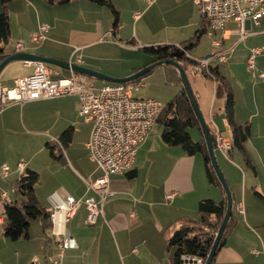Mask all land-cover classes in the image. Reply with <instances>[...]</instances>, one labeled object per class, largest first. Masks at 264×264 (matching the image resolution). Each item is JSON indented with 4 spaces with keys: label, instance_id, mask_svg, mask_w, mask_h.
Here are the masks:
<instances>
[{
    "label": "crops",
    "instance_id": "0c3cea01",
    "mask_svg": "<svg viewBox=\"0 0 264 264\" xmlns=\"http://www.w3.org/2000/svg\"><path fill=\"white\" fill-rule=\"evenodd\" d=\"M111 1L115 8L121 7L118 6L121 0ZM184 1L158 0L150 7L142 0L137 2L136 5L133 4L134 9L138 4L141 7V10H135L136 12L133 14V21L137 22V27L133 33L134 37L131 36L132 38H129V40H124L121 38L124 25L121 14L119 15L117 27L113 26L112 30H105L103 29L104 23L102 20H93L87 17L89 14L93 15L96 10L99 12L101 9L98 8L104 7L91 0H68V2L62 4L58 2L51 3L50 0H9L8 12L11 37L8 44L1 45L4 50L2 58L12 52L17 53L16 45L18 43L23 44V50L20 52L67 62L71 60L75 50L80 48L84 59L80 66L107 73L113 78H126L137 73L135 72L136 69H143L149 63L133 69L101 66L99 63L103 62V60H100L103 58L101 56L94 57L92 50L100 45H109L121 53L123 50L133 52V49L136 48L144 49L157 46L155 44L158 40H155L154 37H157L158 33L154 37L150 36L153 32L148 20L152 16H158V11L162 12L160 8L167 10L172 7L171 4H174L173 7L180 10H183L182 7L186 6L182 13L186 19L179 24L172 23L168 26L170 28L167 31H182L185 38L180 36L179 39L171 40V36H168L162 39V42H165L161 45H173L169 44L168 41L177 43L181 39H184L185 42L189 39L192 40L193 36L190 35L194 30L197 33L202 28H206L208 32L209 25H206V21L194 0ZM2 3L3 0H0V14L3 8ZM141 3L145 5V8ZM182 3L184 4L180 6L179 4ZM137 13H142L141 18L138 20L135 19ZM145 13L147 16L153 15L147 20L141 21ZM140 22H143L140 26L141 33L147 29L144 34L139 33L138 25ZM39 24L49 26L46 34L47 39L34 43L31 37L34 33H37ZM162 28L164 29V24ZM237 28L236 23L230 22L225 29L216 31L212 35H208L206 32L203 36L210 41L211 55L219 51H227V61L224 64H230L228 72H222L221 65H213L217 59H213L210 66L212 68L219 67L221 74L226 77L232 86L235 98L236 123L238 125L246 123L251 125V137L246 143L250 163L244 160L243 155L238 150L231 149V159L238 151L240 154H238V158L243 159L248 167V171L243 173L240 180L237 173L230 166L231 160L222 157V170L228 183H230L232 195L237 202V220L224 247L217 251L214 264H247L248 261H251V258L258 261L257 263L252 262L253 264H264V208L260 207V210L254 213V216L248 214L245 217V225L241 226V214L238 210L239 205L244 206L248 179L256 183V187L261 190V196L264 200V80L258 76L253 77L247 66L251 49L264 47V16L259 19L258 23L247 21L248 36L245 40H240V36L236 32ZM15 32L17 40L13 48L9 49ZM106 34H108L107 37H105ZM111 38H113L112 42L105 43L107 39ZM216 41L220 42V46L215 44ZM241 44H246L247 47L239 50ZM60 46L64 48H60ZM210 49L209 51H211ZM192 51L194 52V48L189 52L192 58H204V52L196 50L195 54ZM216 62L220 63L218 60ZM235 63L241 65V68ZM12 66L15 72L21 71V69L25 71L15 73L7 69V72H10L8 74L4 69L0 75V84L6 87L9 86L2 79L3 73L6 74L5 79L14 76L16 77L13 79L15 81L18 78L31 75L34 69L33 66H27L24 62H17ZM15 66H20L21 69L16 70ZM50 67L58 73L55 78H60L61 68ZM257 67L260 72H264V51L257 56ZM69 73V76H71L72 71H69ZM249 73L255 82L252 93H239L235 86L244 83L245 76ZM197 76H191V78L195 79ZM191 78L193 91L207 123L213 128L214 133L215 128H218L224 135L222 126L226 124L224 121L226 95L221 93L223 90L213 80L202 76L201 83L197 84ZM89 79L95 85L94 80L96 79L92 77H89ZM102 81L108 82L106 80ZM135 86L140 87V84ZM245 88H247V83H245ZM66 98L52 101L39 100L27 102L23 105L13 103L0 111V193L5 191L9 194L8 199L0 201V264H52L59 250L56 240L50 237V226L44 230L40 219H38L39 223L35 222L32 226L30 225L28 238L12 241L4 234L6 204L16 201L20 196L13 192L14 183L23 175L17 169L18 163L23 161L26 164L25 172L27 169L39 172L34 167L35 157L30 158L29 162H25L19 151L23 145L27 144H23V136L33 137L44 143L47 141L46 148L50 151V158L54 160L52 164L56 168V174L59 176V174L66 173L57 182L58 185L51 189L49 201L54 193H58L61 197L72 196L81 202L77 214L68 226L70 236L76 240L78 248L68 249L64 252L63 264H172L176 250L169 247L170 237L181 225L200 226L198 224L200 201L205 199L221 201L223 199L221 188L210 184L207 179L203 156L201 154L189 156L181 147L168 146L172 148L167 155L169 168L165 167L163 172L155 169L151 165L154 151L150 148V136L154 128L158 126L156 123L145 141L139 146L132 169L121 175L111 176L110 188L113 195L107 199L103 215L96 217L95 223L90 224L88 222L86 201L89 199L98 200V197L88 189L85 181H95L102 175V172L90 160L86 148L93 125L85 121L83 124L76 125V119L80 116L78 96L72 95ZM242 100L245 102L246 107L243 113L241 112ZM248 111L249 115L247 114ZM222 113H224V119H222ZM79 119L81 118L79 117ZM69 129H72L71 137L64 134ZM226 138L227 141L232 143L231 137ZM49 143L55 149L54 152L48 146ZM42 152L44 151L42 150ZM215 152L216 154L220 153L219 151ZM218 163L220 162L218 161ZM4 166L10 170L9 175L6 177L2 175L1 171ZM58 169L61 171H58ZM132 170H135L136 176L130 178L128 173ZM238 182H240V185L243 183V187L245 185V191L243 188L244 200H241L237 194ZM171 192H175L176 196L172 201H168L166 196ZM52 207L51 203L50 210L46 209L51 211ZM248 222H251V224H247ZM252 225L256 229L253 231L254 235L258 237L263 246V249H259L260 253L253 249L236 248L238 246L235 244L236 241L244 240L247 233L252 234L250 229H246L247 227L251 228ZM230 238L232 239L229 243ZM110 253H113V257ZM256 255L258 256L257 259L253 257Z\"/></svg>",
    "mask_w": 264,
    "mask_h": 264
},
{
    "label": "built area",
    "instance_id": "2783aa9c",
    "mask_svg": "<svg viewBox=\"0 0 264 264\" xmlns=\"http://www.w3.org/2000/svg\"><path fill=\"white\" fill-rule=\"evenodd\" d=\"M149 7L158 0H142ZM204 18L208 21V35L225 29L226 25L234 22L238 25L236 32L240 40L247 38L246 23H258L264 16V0H194ZM142 13H137L138 20ZM49 30L47 24H39L37 33L31 37L34 43L47 39ZM215 44L220 46V42ZM18 52L23 50V44L16 45ZM81 49L77 48L69 61L70 64L81 65L83 56ZM264 51L263 48L252 49L247 59V66L253 77L264 80V72L257 67V56ZM188 58L196 63L192 72L204 76L209 71L210 62L217 59L221 64L227 61V51H219L213 55L196 60L189 53ZM25 65L33 66V73L18 78L13 87L0 84V111L8 105L17 103L23 105L45 99H53L66 95H77L80 103V116L83 121L92 123L93 128L89 141L86 143L89 158L94 162L102 175L95 181H85L89 190L97 197L86 201L88 222L95 223L96 217L103 215L107 199L113 195L110 188L111 176L121 175L135 164L137 150L145 141L147 135L156 126L157 119L163 105L154 99H137L134 91L139 86L126 83H111L99 88L90 81L89 77L76 74L55 78L58 73L48 64L42 62L25 61ZM214 81V80H213ZM59 145L61 143L57 141ZM215 151H219L226 159L231 160V147L222 132L215 128ZM20 173H24L26 164L22 161L17 165ZM2 175L8 176L10 170L4 166ZM15 191V188L13 189ZM175 192L168 193L166 199L172 201ZM9 198L8 192L0 193V201ZM53 205L50 211V237L56 240L58 252L52 264H62L64 252L68 249L78 248L76 240L70 236L69 223L77 214L81 202L72 196L61 197L54 193L50 197ZM240 214H244L243 205L238 206ZM182 264H206L200 255L185 253L181 255Z\"/></svg>",
    "mask_w": 264,
    "mask_h": 264
},
{
    "label": "trees",
    "instance_id": "16d2710c",
    "mask_svg": "<svg viewBox=\"0 0 264 264\" xmlns=\"http://www.w3.org/2000/svg\"><path fill=\"white\" fill-rule=\"evenodd\" d=\"M91 1L102 6H107L112 10L115 15L116 21L114 23V27L116 28L118 25L119 13L115 9L114 5L107 0ZM8 2L9 0H3V8L0 14V55H2L4 52L1 45L8 44L11 37ZM50 2H58L62 4L64 2H68V0H50ZM204 19L207 25L208 21L206 18ZM206 32L207 29L202 28L201 30L197 31L195 37L192 40L186 41L179 46L159 45L144 48V50L153 57V61L144 68L159 61L173 60L179 63L185 69L189 80L191 76H197V74L192 72V67L196 62L188 58L186 53H189L200 43ZM15 53L16 52H12L3 58L1 62ZM164 67L166 70L167 81L171 84L180 85L181 91L173 100L163 106L157 119V125L160 129H162L161 138L167 146L181 147L189 156L201 154L204 158L205 170L209 183L219 186L223 192V199L221 201L205 199L199 202V227L190 224L181 225L174 235L170 237L169 247L176 250L175 256L172 259V264H182L181 255L185 253L200 255L206 262L208 255L211 252L214 239L218 234L227 212V196L212 166L202 127L195 114L189 96L183 86L180 74L178 70L171 65H164ZM141 70L142 69H136L135 72ZM204 77L209 80H214L226 95L227 98L224 111L225 118L231 132L233 148L238 150L243 155L244 160L247 163H250V157L246 149V143L251 137V125L249 123L243 125H238L236 123L235 98L231 84L227 81L226 77L221 74L219 67H210L209 71L204 73ZM140 79L141 78H138L126 84L138 85L140 84ZM209 127L214 143L215 133L210 124ZM192 129H197L201 135L200 140L197 142L192 139L190 134V130ZM64 134L65 136L67 135L71 137L72 129H69ZM48 146L54 152L55 149L52 147L51 143H49ZM128 176L130 178L136 176L135 170L130 171ZM39 182L40 173L27 169L22 177L14 183L16 194H19L20 196L16 201L6 204L4 211L6 220L4 234L8 239L17 241L21 238H28L30 220L33 219H40L44 230L50 226V211H48L40 203L35 192V187ZM258 195L263 199L261 194ZM236 210L237 202L233 196L232 215L218 250L224 247L228 236L235 227L237 220ZM209 238H212V241H208ZM214 262L215 260L212 264H214Z\"/></svg>",
    "mask_w": 264,
    "mask_h": 264
},
{
    "label": "rangeland",
    "instance_id": "374dc122",
    "mask_svg": "<svg viewBox=\"0 0 264 264\" xmlns=\"http://www.w3.org/2000/svg\"><path fill=\"white\" fill-rule=\"evenodd\" d=\"M107 1H111V0H107ZM192 0H185L184 2H189ZM112 2V1H111ZM137 2H141V0H121L118 4V6L121 7H116L115 9H117L119 15L121 14V18H122V23L123 28H122V33H121V38H123L124 40H129V38H132L131 36H133V33L135 32L136 29V24L133 21V14L134 12H136L135 10H141L140 6H136V9H134L132 6L133 4H137ZM179 3V2H177ZM113 4V3H112ZM142 4V3H141ZM179 4L180 6L183 5ZM172 7H169L167 10L166 9H161V11H158V16L154 17L151 15L154 14V10H153V14H150L149 16H147V14H144L143 20L141 21H145L147 20L149 17H151L149 21V25L151 28V31L153 33L150 34V36H155V34L158 33L157 37H154L155 40H158L157 43L155 45L159 46L161 44H164L162 39L163 38H167L168 36H171L170 38L173 39H179L180 36H183L182 38H185L184 32L180 31H167L169 28L168 26H170L172 23L174 24H179L185 21L186 17L184 16L183 10L185 9V7L183 10L178 9L177 7H173L175 6L174 4H171ZM116 6V5H115ZM143 8H145V5L142 4ZM101 9L99 10V12L96 10L93 15H87L88 18L93 19V20H102L104 23V27L103 29L105 30H112L114 23H115V15L112 12V10L107 7L104 6L102 8H98ZM101 11V12H100ZM155 11V12H156ZM164 15H163V14ZM143 22H140V24L138 25V30L140 34H144L145 32H147L145 30V32L141 33L140 31V26ZM164 24V29L162 28ZM88 30V29H87ZM16 32L14 33V35L12 36V43L9 45V49H12L15 42H16V37H15ZM196 35V30L193 31V33L190 36H193L192 38H194ZM108 34L105 35V37H107ZM134 37V36H133ZM113 38L111 39H107V41H105V43L107 42H112ZM122 40V39H121ZM190 40V39H189ZM188 40V41H189ZM153 42V41H152ZM183 42H185L184 39H181V41H178L177 43H175L174 41H168L169 44H173L176 46H179L180 44H182ZM209 39L206 40L205 37H202L201 42L198 44V46H196L194 48V52L192 51V53L196 54V50L200 51V52H204L203 57L206 58V56L211 55L212 49L209 48ZM126 43V42H125ZM5 47V46H4ZM133 47V46H132ZM240 47V48H239ZM239 50L247 47L246 44H241L239 46ZM60 48H64L63 46H60ZM126 48V47H125ZM131 48V47H130ZM252 48V47H251ZM209 49L211 51H209ZM133 52H129V51H121V53H119V50L116 51L113 48H111V46L109 45H100L96 48H94L92 50V55L95 56H101L103 59V62L101 61V63H99L101 66H107V67H111L112 68H120L122 69V67L125 68H130L133 69L135 67H142L145 66L147 63H150L153 61V57L148 54L143 48H136L133 49ZM252 50V49H251ZM214 51V50H213ZM82 54V53H81ZM3 56L0 55V60H2ZM65 59V57H63ZM196 60H199L198 58L193 57ZM202 59V58H200ZM84 60V59H83ZM86 60V58H85ZM123 61V63H121ZM217 61V60H216ZM214 62L213 65H221L220 69L222 70V72L226 73L228 72L229 69V65L226 64H221V63H217ZM1 62V61H0ZM84 62V61H83ZM2 63V62H1ZM17 62L10 64L7 68H5L6 72L7 69H10L12 72H15L14 68L12 65H15ZM22 63V62H19ZM121 64V65H120ZM236 64V63H235ZM240 64V63H239ZM237 65V64H236ZM238 67L241 68V65H237ZM55 68V67H54ZM16 70H20L21 67L20 66H15ZM58 69V68H57ZM25 71L24 69H21V71L18 72H22ZM61 71V76L62 77H67L70 75L69 71H65L63 69H60ZM15 72V73H18ZM100 72V71H98ZM8 74H10V72H7ZM104 75H108L107 73L104 72H100ZM31 74V73H28ZM6 74H2V79L6 81L7 86L12 87L13 86V79H15L16 77L11 76L5 79ZM111 76V75H108ZM246 77V80L244 81V83L242 84H238L237 86H235V88L239 91V93H252V88L254 86V79L252 78V75L249 73ZM59 78V77H58ZM191 78V77H190ZM201 79H202V75H198L195 79L191 78V80L194 82L201 83ZM9 80H13V81H9ZM140 87L137 88L134 91V96L137 99H154L156 101H159L163 106H165L166 104H168L171 100H173L176 95L181 91V87L178 84H171L167 81V77H166V70L164 66H159L157 68H155L153 71L147 73V75L141 77L140 79ZM95 82V86L96 88H99L103 85L106 84H111L102 80H94ZM245 83H247V88H245ZM196 88V87H195ZM224 93V92H221ZM68 96H72V95H66V96H62V97H58V98H53V99H45L46 101H52V100H58V99H62V98H68ZM77 96V95H76ZM247 97V96H246ZM66 98V99H67ZM79 99V98H78ZM67 101V100H66ZM80 107V106H79ZM200 107V105H199ZM201 109V108H200ZM246 107H245V102L242 100L241 101V112L243 113L245 111ZM80 111V109H79ZM247 114L249 115V111L247 112ZM80 115V113H79ZM222 119H224V113H222ZM79 117L81 119H79ZM82 119L81 116H78L76 119V125L78 124H83L84 121ZM225 121V125L224 128L222 126V130H224V136L225 137H231V132L229 130V126L227 123L226 118L224 119ZM92 126V125H91ZM161 129L158 128V126H156L150 136V148L152 149V151H154V158L152 159V163L151 165L155 168V169H159L163 172L164 168L167 167L169 168L170 164L168 162V158L167 155L169 154V151H171L168 146H166V144L163 142L162 138H161ZM190 134L192 136V139L197 142L198 140H200L201 135L198 132L197 129H192L190 130ZM78 139V138H77ZM23 145L22 148L19 150L20 153L23 155L25 162H29L30 158H34L35 157V166L40 173V182L36 185L35 187V192L36 195L40 201V203L47 209L50 210L51 208V203L49 201V196H50V192L51 189L53 187H55L57 184V182L66 175V173L64 174H59V176L56 174V168L55 166L52 164L54 163V160L51 159L50 157V151L46 148V142H41L40 140L33 138V137H26L23 136ZM231 147L233 148V144L231 143ZM42 149L44 152H42ZM239 152L236 151L232 161L230 162V166L234 169L235 173H237L239 180L240 178L243 176V173H246L248 171V167L246 165V163L243 161V159L238 158ZM218 157V161L219 166L222 170V166L221 163L223 161V155L220 153L216 154ZM240 155V154H239ZM242 158V157H241ZM203 159V158H202ZM31 168V167H30ZM58 171H61L58 169ZM224 174V172H223ZM227 179V178H226ZM238 196L241 198V200H244L243 197V188L245 191V185L243 187V183L240 185V182H238ZM230 184V183H229ZM256 183H254L253 181H249V179L246 182V187H247V194H246V199L244 202V214H241V220L242 222L240 223L241 225H245V217L248 214H252V216H254V213L258 210H260V207L264 208V200L258 195V194H262L261 190L259 188L256 187ZM11 192V191H9ZM12 194V193H11ZM264 196V195H263ZM39 223L38 219H33L30 220V225L32 226L33 223ZM247 224H251V222H248ZM239 226V227H240ZM249 226V225H248ZM247 227V226H246ZM251 228L247 227L246 229H250L251 233H247V235L245 234V239L244 240H239V242L236 241V245H238L236 248L238 249H253L254 251H257L260 253L259 249H263V246L260 242V240H258V237L254 235L253 231H255V227L254 225L250 226ZM249 231V230H248ZM231 239H229V243L231 242ZM234 244V245H235ZM57 255V254H56ZM111 257H113V253H110ZM255 259H257L256 256H253ZM56 259H53V261ZM52 261V263H53ZM64 261V259H63ZM257 263V260H254L253 258H251V261H248L247 264H253V263ZM63 264V262H62Z\"/></svg>",
    "mask_w": 264,
    "mask_h": 264
},
{
    "label": "water",
    "instance_id": "95a60500",
    "mask_svg": "<svg viewBox=\"0 0 264 264\" xmlns=\"http://www.w3.org/2000/svg\"><path fill=\"white\" fill-rule=\"evenodd\" d=\"M25 61H32V62H42L45 64H48L50 66H55V67H59L61 69H66L69 71H73L76 74H82L85 75L87 77H92L95 79H101V80H106L108 82L111 83H128L131 82L133 80H136L138 78L143 77L144 75H146L147 73L151 72L152 70H154L155 68L159 67V66H164V65H171L173 67H175L179 74L180 77L182 79V83L183 86L189 96V99L192 103L193 109L195 111V114L200 122V125L202 127L203 133H204V137H205V141L208 147V151H209V155H210V159H211V163L212 166L214 168V171L222 185V187L225 190L226 196H227V212L226 215L224 217V220L221 224V227L218 231L217 236L214 239L213 245H212V249L210 254L208 255L206 264H212L215 256L217 254L218 248L220 246L221 240L224 236L225 230L227 228L228 222L231 218L232 215V208H233V195H232V191L230 189L229 183L225 177V175L223 174V172L221 171V168L219 166L218 160H217V155L215 152V148H214V143H213V138L211 135V130L209 127V124L207 123L203 112L201 111L200 107H199V103L197 101V98L195 96V93L193 91L191 82L189 80V77L185 71V69L177 62L173 61V60H167V61H159L156 62L144 69H142L141 71H138L137 73L126 77V78H113L107 75H104L102 73H99L97 71L91 70V69H87L85 67L79 66V65H75V64H70V62L67 61H63L60 59H54V58H48V57H43V56H39V55H35V54H30V53H24V52H17L11 56H9L7 59H5L2 63H0V75L2 73V71L9 65L12 64L14 62H25ZM208 241H212V238H209Z\"/></svg>",
    "mask_w": 264,
    "mask_h": 264
},
{
    "label": "bare ground",
    "instance_id": "6f19581e",
    "mask_svg": "<svg viewBox=\"0 0 264 264\" xmlns=\"http://www.w3.org/2000/svg\"><path fill=\"white\" fill-rule=\"evenodd\" d=\"M228 144L230 145V147H231V143L228 141ZM231 149H232V147H231ZM21 174H24V173H21Z\"/></svg>",
    "mask_w": 264,
    "mask_h": 264
}]
</instances>
